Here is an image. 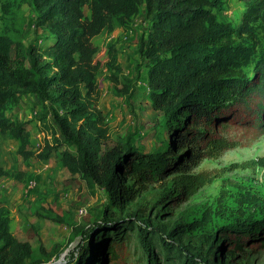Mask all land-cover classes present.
Returning <instances> with one entry per match:
<instances>
[{
	"label": "rangeland",
	"instance_id": "374dc122",
	"mask_svg": "<svg viewBox=\"0 0 264 264\" xmlns=\"http://www.w3.org/2000/svg\"><path fill=\"white\" fill-rule=\"evenodd\" d=\"M211 2L206 25L230 31L238 60L248 62L241 69L250 74L254 63L264 56V25L252 21L249 33L239 36L244 0ZM118 8L92 38L99 93L95 108L108 130L102 149L122 142L145 153L167 149L169 130L176 121L164 110L152 108L147 86L151 62L145 51L152 20L146 16L143 2L132 5L129 0H120ZM82 10L89 17L91 4H84ZM38 20L32 0H0V35L9 37L12 45L18 44L24 52L34 46L41 53L52 41L51 33ZM57 99L54 91L44 99L27 93L1 109L6 118L22 123L25 129L21 136L15 128L0 132V213L7 218L15 239L29 243L27 264L53 263L62 253L55 264H68L70 254L76 252L72 264H85L83 256L89 257L97 247L103 249L98 243L122 248L126 264H146L134 224L149 232L159 264H264V249L254 241L243 243L230 257L227 249L235 237L231 232L217 231L228 224L231 211L247 196L260 198L264 210V168L256 161L264 156V133L253 125L228 127L224 133L236 145L191 166L189 173L202 174L207 182L185 199L168 196L169 189L175 188L172 176L142 188L122 176L121 184L132 187L131 194L112 205L99 182L100 170L89 166L71 173L63 165L61 151L75 152L67 142L77 140L72 137L66 141L54 118L55 113L61 116L66 112ZM214 129L220 132L221 127ZM48 147L51 149L46 152ZM106 207L111 208L106 211L112 220L107 224L109 229L101 228ZM262 214L257 211L256 216ZM137 216L150 220V225ZM83 225L87 235L92 230V236L84 238L77 232Z\"/></svg>",
	"mask_w": 264,
	"mask_h": 264
},
{
	"label": "trees",
	"instance_id": "16d2710c",
	"mask_svg": "<svg viewBox=\"0 0 264 264\" xmlns=\"http://www.w3.org/2000/svg\"><path fill=\"white\" fill-rule=\"evenodd\" d=\"M129 1L132 5L143 2L146 16L152 20L145 51L151 62L147 86L152 108L164 110L176 121L169 130L167 149L145 153L124 142L102 149L108 130L103 115L95 108L99 93L92 38L120 10V0H32L38 21L52 35L41 53L34 46L24 52L18 44L13 46L9 37L0 35V132L15 128L19 136L25 133L22 123L9 120L1 112L10 102L17 103L27 93L44 99L54 91L66 109L65 114L55 113L54 118L66 134V141L72 137L77 140L67 142L75 152L61 151L62 163L71 173L89 166L100 170L99 182L105 186L112 205L131 194L132 187L121 184L122 176L130 177L141 188L172 176L175 188L169 189L168 196L185 199L207 182L202 174H190L191 166L204 158L218 157L236 145L224 133L228 127L253 125L264 133V56L254 63L250 74L243 72L241 68L248 62L238 60L230 31L210 28L205 23L211 16V0ZM244 2L239 36L248 32L252 21L264 25V0ZM87 3L92 6L89 17L82 10ZM215 127H221L220 132ZM256 161L264 168V156ZM110 210L104 209L101 228L109 229L107 224L112 220L106 211ZM257 211L263 214L257 217ZM230 217L228 224L217 227L219 233L231 232L235 237L227 249L230 257L243 243L251 241L264 249L260 198L245 197ZM134 225L146 264H159L149 232ZM101 244L103 249L97 247L89 257H82L85 264H126L122 248L115 250L104 243L98 246ZM30 253L29 243L15 239L7 218L0 213V264H27ZM75 256L77 252L70 255L68 264Z\"/></svg>",
	"mask_w": 264,
	"mask_h": 264
},
{
	"label": "water",
	"instance_id": "95a60500",
	"mask_svg": "<svg viewBox=\"0 0 264 264\" xmlns=\"http://www.w3.org/2000/svg\"><path fill=\"white\" fill-rule=\"evenodd\" d=\"M80 212H81V213H85L86 210H85V212H84L83 210H80ZM97 223H98V220L96 221L95 225H96ZM88 225H90V224H88ZM88 225H86V226H88ZM86 226H85V227H86ZM77 232H78L79 234H82V235L84 236V238H87V236L90 237V236H92V234H93V232H92V230H91V232L87 235V234H86V231H85V228H84V225L81 226V227L77 230ZM70 255H71V254H70ZM62 256H63V253L60 255V258H61ZM60 258H59L57 261H59ZM57 261H54L53 263H47V264H55Z\"/></svg>",
	"mask_w": 264,
	"mask_h": 264
}]
</instances>
